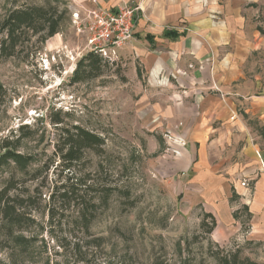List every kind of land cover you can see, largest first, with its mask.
<instances>
[{
  "label": "rangeland",
  "instance_id": "obj_1",
  "mask_svg": "<svg viewBox=\"0 0 264 264\" xmlns=\"http://www.w3.org/2000/svg\"><path fill=\"white\" fill-rule=\"evenodd\" d=\"M23 4L51 5L55 15L65 12L57 33L42 43L38 36H23L15 55L0 59V152L3 143L19 140L17 151L30 157L25 167L9 161L0 168V190L11 181L8 197L23 206L18 221L0 226V264H220L222 255L234 253L240 261L264 264L263 244L212 241L201 226L203 213L184 203L169 176V159L178 151L166 140L167 132L150 131L141 119L150 110L148 100L165 98L166 87L149 91L144 71L130 74L125 63L131 60L116 57L119 47L99 75L72 81L78 60L90 51L80 8L85 5L78 0H0V22ZM253 8L245 14L264 32V1ZM53 119L104 139L102 149L84 155L76 174L88 170L98 194L79 191L82 199L59 204L57 187L66 181L64 171L59 177V131ZM21 125L27 128L20 130ZM110 181L118 191L102 200ZM238 215L244 230L247 214ZM205 222L209 225L210 219Z\"/></svg>",
  "mask_w": 264,
  "mask_h": 264
},
{
  "label": "crops",
  "instance_id": "obj_2",
  "mask_svg": "<svg viewBox=\"0 0 264 264\" xmlns=\"http://www.w3.org/2000/svg\"><path fill=\"white\" fill-rule=\"evenodd\" d=\"M262 1L96 0L109 10L138 4L116 57L131 60L130 74L144 71L149 91L166 87L142 123L169 134L178 151L169 176L189 208L213 216L209 238L220 246L264 245V32L247 15Z\"/></svg>",
  "mask_w": 264,
  "mask_h": 264
},
{
  "label": "trees",
  "instance_id": "obj_3",
  "mask_svg": "<svg viewBox=\"0 0 264 264\" xmlns=\"http://www.w3.org/2000/svg\"><path fill=\"white\" fill-rule=\"evenodd\" d=\"M64 12L65 10H61L58 15H55L57 13L55 7L35 4H23L11 9L0 22V33H2L0 37V59L13 57L16 49L23 45V41H21L23 36H38V42L42 43L46 38L57 33L60 28L61 14ZM163 35L174 36L176 34L175 32L164 31ZM108 63L110 62L103 59L99 54L88 51L78 60L71 80L78 81L97 76ZM1 91L2 86L0 85V93ZM52 121L54 124H57L55 127L59 131L56 139L57 149L55 151V154L60 158L59 167L61 173L59 177H62V172L64 171V179L66 181V183L57 187V189L61 190L57 194L59 204H69L73 197L75 199H82V194L79 195V191L85 192L86 194L91 192L92 195L98 194L97 184L89 183V180L92 178H90V172L88 170L81 176H76V174L82 171L78 165L84 155L92 149H102L104 139L77 124L67 127L62 124L61 119H53ZM23 128H27V126L21 125L20 130ZM15 142H17L16 145L3 143L1 147L2 152H0V168L9 161L13 162L17 167H25L29 163L30 157L18 152L16 149L19 145V140ZM68 173L71 174L68 175ZM82 186H84L83 189H81ZM12 188L11 181H8L4 188L0 190V226L5 222L13 223L18 221L21 215L20 209L23 206L21 204H18L19 206L16 205L14 199L8 197V192ZM104 190L106 191L102 196V200H106V197L111 196L112 193H116L118 188L110 181L107 186H104ZM50 197L54 199V195L52 196L50 194ZM78 203L81 204V202ZM81 213L84 215L83 210ZM207 218L210 219L209 225L205 222ZM201 226L206 227L205 231L209 234L215 226L213 216L204 214ZM219 261L220 264H262L251 260L240 261L236 253L230 256L222 255Z\"/></svg>",
  "mask_w": 264,
  "mask_h": 264
},
{
  "label": "built area",
  "instance_id": "obj_4",
  "mask_svg": "<svg viewBox=\"0 0 264 264\" xmlns=\"http://www.w3.org/2000/svg\"><path fill=\"white\" fill-rule=\"evenodd\" d=\"M91 2L90 7L80 5L89 31L86 44L90 51L112 61V55L115 54L113 49L124 45L132 37L138 5L120 6L115 10H109L101 8L96 0ZM73 11V17L79 18L78 11ZM242 185L245 186L246 182L243 181Z\"/></svg>",
  "mask_w": 264,
  "mask_h": 264
}]
</instances>
